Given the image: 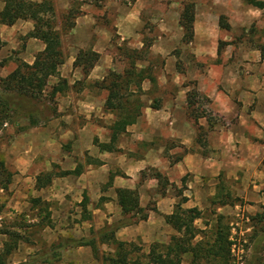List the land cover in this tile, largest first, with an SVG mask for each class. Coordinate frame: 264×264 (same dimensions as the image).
I'll use <instances>...</instances> for the list:
<instances>
[{
  "label": "crops",
  "instance_id": "crops-1",
  "mask_svg": "<svg viewBox=\"0 0 264 264\" xmlns=\"http://www.w3.org/2000/svg\"><path fill=\"white\" fill-rule=\"evenodd\" d=\"M160 1L158 5L156 0L105 2L103 9L112 11L109 28L97 23L94 15L98 13L89 5L80 7L83 14L68 32H61L58 23L63 64L48 85L63 80L66 88L54 96L55 113L48 121L30 125L28 119L21 118L16 125L7 149L13 161V168L8 170L11 179L6 190L0 189L10 194L5 209H10L13 220L24 215L27 222H34L41 208L47 216L46 226L38 228L35 240L18 243L5 264L10 259V264L25 262L26 255L39 249L38 244L43 248L62 245L59 259L52 264H106L104 256L115 253L113 244L96 239L93 250L70 243L91 238L104 225L123 219L116 189L136 190L139 207L145 210L143 220L115 233L118 242L139 248L133 258L148 254L153 246H168L171 237L177 235L164 217L173 213L180 197L185 198L183 209L200 212L193 222L200 230L210 229L218 216L227 218L237 209L254 215L264 207V57L258 49L260 43L264 46V0H254L262 3L261 9L247 0ZM71 2L53 0L56 16L69 10ZM185 2L194 4L193 40L188 45L181 43L179 26ZM3 5L4 0H0V11ZM220 16L225 18L228 30L219 27ZM143 20L159 31L148 50L149 57L162 58L161 73L155 76V85L148 80L142 82L141 115L119 135L115 150H101L97 143L110 142L116 116L104 108L107 91L94 84L109 71H119L115 67L118 57L110 53L113 32L118 42L140 50ZM248 29L258 35L255 39H259V45L245 38ZM31 31L29 21L0 24L4 44L0 59L18 49L17 37L21 35L24 41L15 62L33 65L44 45L28 37ZM219 42L225 44L220 53ZM87 50L99 54V59L84 75L73 63L79 51ZM177 62L182 63V74L176 69ZM148 65L149 59L137 62L139 68ZM15 68V63L7 59L0 67V77ZM184 81H194L206 103L203 107L207 115L196 123L188 116V87H182ZM155 99L157 109L151 108ZM209 113L217 115L221 123L214 124ZM197 127L203 133L202 143L197 141ZM77 167L79 173L74 174ZM152 171L167 179L163 194L157 180L149 175ZM142 172L146 177H141ZM44 173H51V181L37 189L36 177ZM220 191H224L223 197L229 195L239 201L215 198L222 196ZM223 201L227 203L221 204ZM206 210L213 213L212 222L206 220ZM0 240L1 254L7 237L0 234ZM21 248L24 253L20 255ZM190 259L185 254L181 264H190Z\"/></svg>",
  "mask_w": 264,
  "mask_h": 264
},
{
  "label": "trees",
  "instance_id": "trees-1",
  "mask_svg": "<svg viewBox=\"0 0 264 264\" xmlns=\"http://www.w3.org/2000/svg\"><path fill=\"white\" fill-rule=\"evenodd\" d=\"M126 1L129 3L135 2V0ZM247 2L260 9L263 7L261 2L254 0H247ZM44 12L48 14V17L43 15ZM76 17V12L72 8L59 16V24L63 32L66 33L74 27ZM193 19L194 4L185 2L179 16V26L182 28L181 43L183 44H189L193 40ZM16 21L31 22L32 31L28 37L41 41L44 50L36 55L33 65L19 61L12 72L6 77L0 78V125L11 123L14 118H26L29 120L30 125L44 123L54 115L55 111L53 107L50 108L43 103V97L45 96L48 101L52 102L56 93H62L66 88V83L63 80H59L54 86L48 85L49 79L58 75V68L63 64L60 36L57 31L58 20L54 13L53 0H40V2L4 0L3 8L0 11V24L11 26ZM219 27L225 30L229 29L223 16L219 17ZM3 45L0 39V50ZM224 45L223 42L218 43V53ZM148 49L149 44L144 43L140 50L130 49L126 46L118 48L121 57L125 61L124 67L121 71H109L102 81L94 84L99 89L107 91L104 108L116 116V121L111 126L110 142L108 144L96 142L101 150H115L114 145L117 143L119 135L125 132L126 126L135 123L141 115L142 82L148 80L151 85L156 84V78L151 70V62L146 68L137 66L138 61L148 59ZM258 49L261 57H264V46H258ZM98 59L99 54L91 50L79 51L73 67H80L83 74L87 75ZM5 64L6 59H0V67ZM192 85L193 90L187 92L186 99L189 110L188 116L196 123L197 119L202 117L204 113L199 108L193 109L197 98L200 96L195 83ZM151 108H158L155 100L151 104ZM207 121L210 123L211 119L207 117ZM197 131L200 133L202 130L197 127ZM199 137L197 136V141L201 143L202 140ZM73 173L78 174L79 168L77 167ZM66 174L67 172L62 173V175ZM145 175L144 172L141 173L142 178L146 177ZM149 175L157 180L160 194H163L168 184L167 179L157 171H152ZM10 179L11 173L0 158L1 189L6 190ZM50 181L51 173L40 174L36 177V188H43ZM115 192L123 219L115 224L104 225L100 230L92 233L91 238L71 242L72 247L89 246L94 250L96 239L100 243H111L115 246V253L113 256H104L103 260L106 264H181L182 257L185 254L190 255V264H199L201 261L204 264L215 262L231 264L230 228L222 224L223 217L218 216L210 230L196 229L193 222L200 217V212L195 208L183 209L181 207L185 201L183 197H180L173 213L164 217L166 223L177 233V235L171 237L170 244L162 249L153 246L148 254L133 258V252L138 251L139 248L133 244L118 242L115 239V233L121 227L143 220L145 210L139 207L136 190L116 189ZM179 194L181 195V191H179ZM225 197L231 199V201H228L231 203L239 201L237 198H230L229 195ZM224 203L227 202L223 201L221 204ZM260 209L261 211L251 216L250 220L254 226L260 227V232H264V207ZM42 211L41 208L38 210L35 218H33L34 222H27L24 215H18L13 226H0V234L7 237L0 254V264H5L4 261L16 250L18 243L27 241L24 231L46 226L47 216ZM18 219H21L20 222H17ZM207 231H210L209 235ZM197 236L201 238L195 241ZM61 247V244L51 247L52 260H47V264H52L59 259V249Z\"/></svg>",
  "mask_w": 264,
  "mask_h": 264
},
{
  "label": "rangeland",
  "instance_id": "rangeland-1",
  "mask_svg": "<svg viewBox=\"0 0 264 264\" xmlns=\"http://www.w3.org/2000/svg\"><path fill=\"white\" fill-rule=\"evenodd\" d=\"M71 1L72 2H71L70 8H72L73 11L76 12V15H77L76 18L81 17V15L83 14V11H81L80 7H83L84 5H89L93 8L92 11L94 13H98L97 15H94L97 17V23L106 25L109 28L112 11H110V10L107 11L106 9L105 10L103 9V7L105 6V2H108L109 0H71ZM114 1H116L118 3L129 4V2L126 0H114ZM156 1H157L156 5H158L159 4L158 0H156ZM167 1H170V0H161L160 4H164V2H167ZM63 13H65V12H63ZM63 13H61V14H63ZM61 14L56 16L58 23H59V16ZM45 16L48 17V14ZM142 19H143V16H142ZM143 22H144V25H143V28L141 29V32H140L141 35L143 36L142 41L144 44L150 45L154 41V39H156V37L159 36V31L155 30V25L153 23L146 21V20H143ZM61 32H63L62 29H61ZM63 33H65V32H63ZM243 35H244V33H243ZM246 35H247V36H245L246 39H248L249 41H252L253 43L256 42V44L259 45L258 44L259 39H255V37H257L258 35L255 34V31L253 29H248ZM260 35H262V33ZM117 38L118 37L113 32L112 48L110 50V53H112L113 55H116V57H118V60L115 63V67L117 70L121 71V69L125 65V61L121 57L120 52L118 51V48H123L125 46V43L118 42ZM17 41H18V47H17L18 49L16 51L11 50L10 55L7 52L8 58H6V61H7V59L12 60L15 63V65L17 64L15 61H17V54H18V51L20 50V47L24 41V38L20 35L17 37ZM184 45H188V44H184ZM259 46H263V45H261V43H260ZM223 47L221 48V51L224 49ZM177 51H178V49L175 50L174 53ZM3 52H6V51L4 50ZM148 59H149V62H151L150 65H152L151 66L152 74L154 76L159 75L161 73L162 58L159 56H153V57L148 56ZM181 64L182 63L177 62L176 69L179 73L182 74L183 73V66ZM193 83H195V82L194 81H184L182 84V87H188V92H190L191 90H193V85H192ZM195 87H196V83H195ZM42 101L46 106H48L50 108L54 107L55 102L54 101H52V102L48 101L45 96L43 97ZM155 101L157 102L156 99H155ZM203 105H206L205 100H203V99H201V97H199V98H197L196 104L193 106V109L199 108L201 111H203L204 115L206 116L207 112H204L205 110H204ZM209 114H210L211 119L213 120L214 124L215 123L216 124L221 123L219 121L220 119L217 115H215V114L211 115V113H209ZM20 119L21 118H14L11 121V123H6V125H4V124L0 125V158L4 161L8 170L13 168V165H12L13 161L11 160V157L7 154V149L9 148V146L11 144V141H12L11 139L13 136V132L16 130V125L18 124V126H19V124H20L19 123ZM201 132L198 133V131H197V136L198 137L200 136L199 137V138H201L200 140L203 141V133H201ZM185 179H187V178H185ZM223 185L227 186V184H224V183H223ZM0 189H1V186H0ZM220 193L222 194V196L217 195V197H215V196L214 197L219 199V200H221V199L226 200L227 198L223 197L224 191H220ZM9 195L10 194L8 191L0 192V226H13V223H14V220L12 219V215L9 213L10 209H5V203H7V200L10 198ZM204 216H205L206 220H208L209 222H212L214 220V217H212L213 213H210V211H208V210L205 211ZM251 216H253V215L248 214L247 211L242 212L241 209H237V211H234V213L229 215V217H227V218L223 217V219L221 221L222 224H224L225 226H228L230 228V240L232 242L231 256H230V259H231L230 263L231 264H264V232H260L259 226H254L253 222L250 220ZM20 220L21 219H18L17 222H20ZM211 225H212L211 227H213V224H211ZM13 228H15V227H13ZM208 230H210V229H208ZM24 232H25V235H24L25 238L30 239L31 241L35 240V238H37V236L39 234L38 228H32V229H29L28 231H24ZM207 232L209 235L210 231H207ZM2 242L3 241L0 240V244ZM37 247H39V249L37 251H33L32 253H29L28 256L26 255V260L23 263H25V264H47V260H49V261L52 260V253L50 251L51 248H48V247L43 248V246H39V244L37 245ZM22 248H21L20 253H19L20 255L22 253H24V250H22ZM0 250H1V245H0ZM15 258H16V256L13 257L14 260H15ZM10 260H8V262H6V264H10ZM23 263H21V264H23ZM199 264H204V262L201 261ZM205 264H208V263H205ZM210 264H221V263L215 262V263H210Z\"/></svg>",
  "mask_w": 264,
  "mask_h": 264
}]
</instances>
